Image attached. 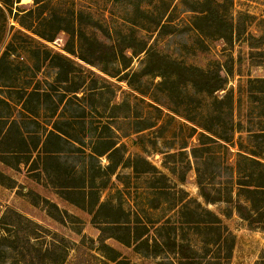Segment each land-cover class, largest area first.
Here are the masks:
<instances>
[{
    "label": "rangeland",
    "instance_id": "obj_1",
    "mask_svg": "<svg viewBox=\"0 0 264 264\" xmlns=\"http://www.w3.org/2000/svg\"><path fill=\"white\" fill-rule=\"evenodd\" d=\"M148 1L49 0L44 4L42 15H55L51 18L62 19L66 24L77 18L80 24L76 26L87 35L111 40L118 30L135 28L136 34L150 45L147 54L134 56L127 49L123 57L103 63L80 59L76 45L74 53L67 52L65 31L47 41L24 29L16 20L37 30H49L48 23L42 27L35 14L25 13L33 8V0H20L11 6V11L4 8L0 12V56L8 48L0 64V217L12 208L36 222L43 230L41 243H46L51 253L64 256L63 264L178 261L169 251L145 256L133 245L112 237L104 239V243L117 255L101 250L99 225L91 221V214L61 196L51 182L60 183L64 169L59 171L60 176L48 159L45 175L24 163L17 165L23 155L5 153L12 147L16 132L9 124L12 119L22 131L36 130L41 140L55 127L65 139L59 143L66 150L60 156L64 168H72L73 176L84 170L99 200L121 205L130 213L131 226L145 225L149 236L157 235L155 228L167 219L177 225L182 220L180 206H174L180 189L189 197L202 200L196 185L193 147L196 155L204 156V173H211L215 182H230L231 168L240 158L237 152L249 154L252 144L264 139L256 136L264 128V92L261 84L251 81L264 78V0H219L220 11L241 33L231 41L205 35L188 23L194 14L190 8H198V2L205 0H152L154 12L169 14L171 27L161 34L139 29L132 22L142 16L138 6L147 8ZM168 1L170 5L166 4ZM152 52L171 61L162 64ZM183 65L203 69L219 66L221 73H231L223 90L209 95L185 82ZM158 72L172 75L163 77ZM7 126L12 129L6 131ZM203 128L216 130L219 136H229L230 140L201 136ZM26 136L30 135L25 132ZM99 138L116 142L123 156L144 157L158 171L134 172L129 166L119 165L112 174L108 173L104 169L108 163L105 155L89 156L91 148L102 149ZM169 153L172 155L167 157ZM260 156L264 158V154ZM164 160L174 164L175 174L163 165ZM216 166L218 172L213 171ZM181 176L182 182L178 180ZM13 180L15 185L11 187ZM41 198L57 204L69 215L60 220L54 210L58 219L51 217ZM224 206L222 202L208 204L234 234L227 264H254L264 250V232L246 228L235 212L228 217L221 214ZM100 216L103 219V214ZM176 233L178 239L188 238L200 245V235L187 226L178 227ZM162 234L167 236V229ZM169 235L172 237L173 233ZM113 254L116 259L111 260Z\"/></svg>",
    "mask_w": 264,
    "mask_h": 264
},
{
    "label": "trees",
    "instance_id": "obj_2",
    "mask_svg": "<svg viewBox=\"0 0 264 264\" xmlns=\"http://www.w3.org/2000/svg\"><path fill=\"white\" fill-rule=\"evenodd\" d=\"M19 1L0 0V12H4V8L11 11V6ZM47 1L49 2V0H33V8L25 13L35 14L42 27L48 23L49 30H46V28H42V31L37 30L35 27L32 28L30 25L23 24L20 20L16 21L24 29L30 30L47 41L53 40L58 32L65 31L68 34L65 50L74 53V45H76L78 57L88 63L111 62L123 57V51L127 49L134 56L142 52L147 54L151 51L148 41L142 35H137L135 28H130L127 31L118 30L111 40H101L97 36L87 35L80 26H76V24H80L77 18L68 21L66 24L62 19L51 18L55 15H42V7H44V4L46 5ZM170 2L168 1L166 4L170 5ZM147 3V8L138 6L142 16L132 23L137 25L139 29L143 28L147 32L156 31L161 34L166 28L171 27L169 14H166L165 11L154 12L150 6L152 0ZM198 4V8H190V11L194 14L191 16V20L187 21L193 29L205 35L223 37L228 41H231L234 35L237 38L240 36L241 33L236 32L232 22L220 11L221 2L219 0H205L198 2ZM36 10L37 13H35ZM110 38L111 36L108 35V39ZM84 46H86V52L83 51ZM7 53L8 48L0 56V64ZM154 54L162 64L171 61V59L165 60L162 55L161 57L158 56L156 52L151 53V55ZM181 67L187 75L185 82L196 91H202L209 95L223 90L227 77L231 73L230 70L221 73L219 66L216 69H203L197 66L185 65ZM157 75L170 77L172 74L158 72ZM251 81L261 84V92H264V78H254ZM215 101L219 102L216 98ZM262 115L264 116V112ZM10 122L9 124L16 132L11 140L12 147L5 150V153L23 155V160L18 159L17 165L24 163L32 171L37 170L45 175L46 170H48V159L53 161L51 164H54V171L58 174L60 170L64 169L62 172L63 179L60 183H55L53 180L51 182H53L61 196L91 214V221L99 225L100 249L103 251H110L117 255L115 250L104 243V239L112 237L127 246L133 245L136 251L143 253L145 256L159 255L166 251L174 253L178 264H227L234 245V234L223 224L220 215L208 208V204L219 202L225 203L223 211L220 212L221 214L228 217L232 212H235L239 221L244 222L246 228L264 232V158L260 156L264 154V139L259 143L253 141L254 144L248 151L249 154L237 152L240 158L231 168L233 178L230 182H215L211 173H204L202 168V165L205 164L204 158H202L204 156L196 155V147H193L191 155L196 163V185L202 200L198 201L196 198L189 197L186 191L180 189L181 195L174 201V206H180L179 215L182 216V220L177 225L175 221L171 222L167 219L155 228L157 235L149 236L148 227L145 225L131 226L130 213L124 210L121 205L110 200H99L95 190H91L93 188L88 184L84 170L78 176H73L72 174L75 172L72 168H64L60 156L65 154L66 150H63V147L59 144L64 137L55 127L48 130L41 140L36 130L22 131L16 119H12ZM3 127L5 126L3 125ZM7 127L6 131L12 129L9 126ZM203 129L204 131L200 133L201 136L211 139L216 138L225 142L230 140L229 136H223L224 138L219 136L220 134L216 130ZM25 132L30 136L24 137ZM256 136L264 137V128L257 132ZM51 137L53 140L50 139ZM99 141L103 143L102 149L91 148L89 156L105 155L108 163L104 169L108 173L112 174L119 165L129 166L134 172L153 173L158 171L153 164L140 155L123 156L120 147L113 140L99 138ZM166 155L168 157L172 154ZM2 162L10 166L6 160H2ZM163 165L171 174L176 173L174 164L169 165L164 160ZM213 171L218 172V166ZM183 179V176L178 178L180 182ZM91 183H93V179ZM14 185L13 180L11 187ZM35 196L39 197L38 194H35ZM41 199L47 206V212L51 217H54V210L58 213V217L60 216V220H63L64 215H69L47 198ZM102 214L103 219L100 216ZM58 217L55 216L54 218L58 219ZM182 225L200 235L199 246H196L188 238H177L176 231ZM164 229H167V236L162 234ZM42 231V227L36 222L23 216L15 209L7 208L0 217V262L7 261L6 264H63L65 262L64 256L51 253L50 249L48 251L46 243H41ZM169 233H173V236L171 237ZM52 244L55 246L54 243ZM49 248L53 250L54 247ZM115 254L110 256L111 260L116 259ZM254 264H264V250Z\"/></svg>",
    "mask_w": 264,
    "mask_h": 264
}]
</instances>
